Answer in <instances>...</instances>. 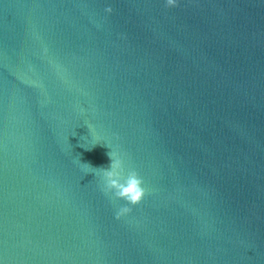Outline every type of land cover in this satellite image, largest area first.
Instances as JSON below:
<instances>
[{
  "label": "water",
  "instance_id": "1",
  "mask_svg": "<svg viewBox=\"0 0 264 264\" xmlns=\"http://www.w3.org/2000/svg\"><path fill=\"white\" fill-rule=\"evenodd\" d=\"M165 5L0 0V264H264V0Z\"/></svg>",
  "mask_w": 264,
  "mask_h": 264
},
{
  "label": "clouds",
  "instance_id": "2",
  "mask_svg": "<svg viewBox=\"0 0 264 264\" xmlns=\"http://www.w3.org/2000/svg\"><path fill=\"white\" fill-rule=\"evenodd\" d=\"M178 0H166V7L176 6ZM111 12V7L106 9ZM110 164L107 167H95L89 162L81 163V166L89 171L99 170L102 172L103 187L102 191L105 194L112 193L115 199H123L127 202L121 206L116 212V219H120L125 214L132 211L129 205L139 204L145 196V188L142 187L143 179L139 176L135 169L126 170L124 161L122 160L119 152L110 150L107 153Z\"/></svg>",
  "mask_w": 264,
  "mask_h": 264
}]
</instances>
